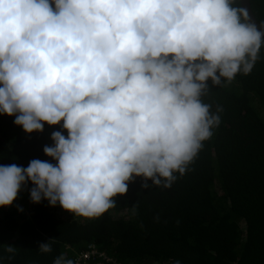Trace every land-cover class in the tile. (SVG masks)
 Masks as SVG:
<instances>
[{
  "label": "clouds",
  "instance_id": "clouds-1",
  "mask_svg": "<svg viewBox=\"0 0 264 264\" xmlns=\"http://www.w3.org/2000/svg\"><path fill=\"white\" fill-rule=\"evenodd\" d=\"M235 3L0 0V114L25 133L61 122L67 132L43 147L55 164L0 165V206L30 182L32 203L96 218L134 177L151 181L142 188L170 187L220 123L222 109L201 99L208 82L248 74L264 46V31Z\"/></svg>",
  "mask_w": 264,
  "mask_h": 264
},
{
  "label": "trees",
  "instance_id": "trees-1",
  "mask_svg": "<svg viewBox=\"0 0 264 264\" xmlns=\"http://www.w3.org/2000/svg\"><path fill=\"white\" fill-rule=\"evenodd\" d=\"M249 1L264 28V0ZM208 84L201 99L212 112L222 109L220 123L170 187L142 188L151 181L134 177L115 207L80 221L63 217L58 203H32L33 185H22L28 216L0 206V264H53L60 255L74 261L89 243L123 264H264V46L248 74ZM14 119L0 114V165L55 164L43 147L53 144L54 131L67 136L62 122L25 133ZM47 241L52 251L42 253Z\"/></svg>",
  "mask_w": 264,
  "mask_h": 264
},
{
  "label": "built area",
  "instance_id": "built-area-1",
  "mask_svg": "<svg viewBox=\"0 0 264 264\" xmlns=\"http://www.w3.org/2000/svg\"><path fill=\"white\" fill-rule=\"evenodd\" d=\"M75 264H122L115 256L100 250L95 243H89L74 258Z\"/></svg>",
  "mask_w": 264,
  "mask_h": 264
},
{
  "label": "rangeland",
  "instance_id": "rangeland-1",
  "mask_svg": "<svg viewBox=\"0 0 264 264\" xmlns=\"http://www.w3.org/2000/svg\"><path fill=\"white\" fill-rule=\"evenodd\" d=\"M28 203H29L28 197L26 196L25 193H22V194L17 195V198L13 201L11 205H9V207L10 209H14L18 211V213L22 215L28 216ZM62 212H63L62 216L68 219L74 218V219H80V221L85 219L84 217H81V216L79 217L73 213L67 212L64 209H62Z\"/></svg>",
  "mask_w": 264,
  "mask_h": 264
},
{
  "label": "water",
  "instance_id": "water-1",
  "mask_svg": "<svg viewBox=\"0 0 264 264\" xmlns=\"http://www.w3.org/2000/svg\"><path fill=\"white\" fill-rule=\"evenodd\" d=\"M240 1V6L244 7L248 10V15L252 23L256 24L258 28H260L262 31H264V28L259 24V22L255 19L251 6H250V1L249 0H239Z\"/></svg>",
  "mask_w": 264,
  "mask_h": 264
}]
</instances>
